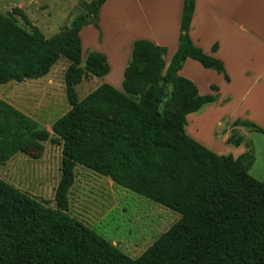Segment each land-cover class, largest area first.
I'll list each match as a JSON object with an SVG mask.
<instances>
[{"label":"trees","instance_id":"obj_1","mask_svg":"<svg viewBox=\"0 0 264 264\" xmlns=\"http://www.w3.org/2000/svg\"><path fill=\"white\" fill-rule=\"evenodd\" d=\"M104 1L92 0L88 14L77 15L50 38L20 8L10 15H18L30 32L0 15V84L43 77L64 57L70 106L46 130L0 99V165L25 146L42 149L41 141L61 146L55 208L0 178V264H264V180L249 173L255 161L251 141L233 158L185 131L188 114L217 101V95H200L192 81L178 75L186 59L229 80L221 60L190 39L195 1L183 0L178 48L168 65L165 47L136 40L122 90L104 82L79 99L76 86L83 78L109 72L100 52H88L82 62L79 37L82 26H97ZM233 125L264 135L250 121ZM243 141L230 136L227 143ZM76 166L177 212L178 220L139 256L129 257L68 214Z\"/></svg>","mask_w":264,"mask_h":264},{"label":"crops","instance_id":"obj_2","mask_svg":"<svg viewBox=\"0 0 264 264\" xmlns=\"http://www.w3.org/2000/svg\"><path fill=\"white\" fill-rule=\"evenodd\" d=\"M194 1L190 39L205 54L221 60L229 80L191 58L186 59L178 75L192 81L200 95H217V101L188 114L185 131L216 154L236 158L246 151L245 136L249 135L247 129H250L234 126L233 122L237 119L250 121L264 130V0ZM182 6L183 0H105L98 9L97 26L87 24L79 31L82 62L88 52L96 51L102 53L109 64V72L98 78L95 87L105 82L122 90L124 69L131 44L136 40H148L165 47L164 59L168 65L178 48ZM93 77L90 75L87 78L92 81ZM26 80L33 85L47 81L52 86L56 79L51 68L43 77L23 81ZM4 86L9 89L15 87L12 84ZM211 86H216L217 91ZM12 95L16 97L15 93H9V97ZM51 95L53 92L27 93L21 100L12 97V101L6 102L33 117L41 129L50 130L54 121L34 117L18 104L20 102L29 107ZM39 105L38 102L37 107L32 108L39 109ZM232 131L243 137L244 141L239 145L227 143ZM260 142L264 145V140ZM255 146V161L249 173L257 179L253 171L259 152Z\"/></svg>","mask_w":264,"mask_h":264},{"label":"rangeland","instance_id":"obj_3","mask_svg":"<svg viewBox=\"0 0 264 264\" xmlns=\"http://www.w3.org/2000/svg\"><path fill=\"white\" fill-rule=\"evenodd\" d=\"M91 1L0 0V15L9 17L16 25L30 32L29 26L18 15H10L12 9L20 8L31 24L44 37L50 38L68 28L77 15L88 14ZM67 63V59L61 57L53 65L52 76L56 80L52 86L47 81L40 84L35 82L33 85L29 80L0 84V99L6 102L12 97L21 100L27 93L53 92L49 98L38 101L39 109L32 108L37 107L38 102L29 107L20 102L18 105L34 117L55 121L70 108L64 86V68ZM87 77L76 87L79 99L96 88L98 78L93 77L91 81ZM8 84L15 87L9 89L4 86ZM12 92L16 97H9ZM24 115L34 120L33 117ZM37 127L40 128L38 124ZM247 132L249 135L245 136L246 139L251 141L253 150L257 145L259 152V160L253 172L258 180H264V145L260 142L264 140V135L248 129ZM239 135L237 131L231 132L232 139H237ZM40 143L42 149L25 146L9 157L0 165V178L46 206L55 208L54 193L61 175V146L52 144L50 140ZM68 199L70 216L85 223L131 258L139 256L179 218L177 212L122 188L109 178L82 166L75 167V179Z\"/></svg>","mask_w":264,"mask_h":264}]
</instances>
